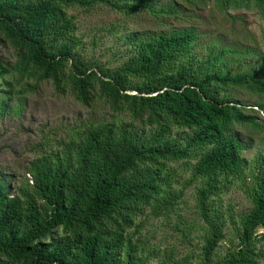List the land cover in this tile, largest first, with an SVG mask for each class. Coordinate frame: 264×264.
Masks as SVG:
<instances>
[{
    "label": "trees",
    "instance_id": "16d2710c",
    "mask_svg": "<svg viewBox=\"0 0 264 264\" xmlns=\"http://www.w3.org/2000/svg\"><path fill=\"white\" fill-rule=\"evenodd\" d=\"M183 1L192 8L213 2L222 12L255 9L264 17V0ZM100 7L162 21L179 19L183 9L175 0H0V45L15 57L0 56V120L23 109L12 103L26 80L50 81L61 96L90 109L102 103L121 116L80 122L67 137L48 141L30 163L31 180L18 187L0 174V264H192L142 236L152 219L173 216L185 238L192 234L182 214L192 185L203 263L259 264L264 152L249 161L244 152L253 144L236 125L264 130L248 113L264 111V104H245L234 92L264 98V56L236 68L240 52L212 43L201 54L197 29L185 27L126 32L113 63H103L85 54L71 13ZM175 164L192 172L181 188ZM237 183L251 206L238 220L222 205ZM228 221L237 235L221 255Z\"/></svg>",
    "mask_w": 264,
    "mask_h": 264
},
{
    "label": "rangeland",
    "instance_id": "374dc122",
    "mask_svg": "<svg viewBox=\"0 0 264 264\" xmlns=\"http://www.w3.org/2000/svg\"><path fill=\"white\" fill-rule=\"evenodd\" d=\"M175 1L183 6L181 16L179 19L169 18L164 21L155 19L147 13L128 18L106 7L97 8L90 13L75 9L71 13L77 16L85 54L89 57L95 56L103 63H113L112 58L123 45L119 36L126 32H160L165 29L185 27L197 29L202 44L198 47L201 54L207 51L208 45L212 43L240 52L234 58L237 62L236 68L244 63L257 64V58L264 56V17L258 10L236 9L222 12L213 2L207 7L192 8L183 0ZM113 26L122 27L124 31L118 35L110 34L109 29ZM248 52L249 54L246 55ZM0 56L6 62L15 61L13 50L7 45H0ZM35 86L37 88L34 89ZM234 93L236 98L245 104H264L263 97L246 91ZM20 104H23L21 112L18 111V114L13 113L4 120H0V174L11 177L12 184L16 187L31 180L28 173L30 163L45 149L44 144L48 141L53 142L54 139L67 137L66 133L80 122L91 119L111 121L121 117L102 103L90 109L70 95H59L50 81L37 84L33 80H26L17 84L12 106L19 107ZM253 109L257 111H248V113L258 115L260 118L258 122L264 126V111H260L258 107ZM122 117L125 120L129 119L128 115ZM236 131L253 144L251 150L244 152V156L249 161L264 152V130L255 129L249 125H236ZM174 166L179 169L182 177L178 185L181 188L185 180L191 177L192 172L181 164ZM196 194V185L190 186L182 206V214L186 222L193 225L192 234L188 238H185L184 233L175 227L177 216L169 220L152 219L143 229L142 236L151 245L158 246L162 250H175L178 258L189 256L192 264H204L201 253L203 232L198 228L200 225H197L200 222ZM222 205L225 209L231 208L237 220L240 214L246 213L251 207L238 183L222 197ZM181 228L184 227L181 226ZM257 234L264 235V229H259ZM236 235L235 227L231 221H228L227 239L219 248L221 255H224L227 248L231 246V240L235 239ZM258 248L264 249V237ZM259 264H264V260H261Z\"/></svg>",
    "mask_w": 264,
    "mask_h": 264
}]
</instances>
